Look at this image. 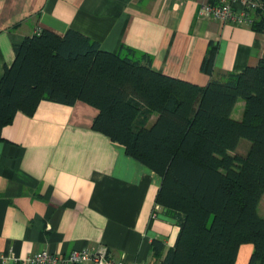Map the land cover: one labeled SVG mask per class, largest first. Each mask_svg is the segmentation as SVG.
<instances>
[{
    "label": "crops",
    "instance_id": "crops-1",
    "mask_svg": "<svg viewBox=\"0 0 264 264\" xmlns=\"http://www.w3.org/2000/svg\"><path fill=\"white\" fill-rule=\"evenodd\" d=\"M200 7L201 0H0V81L14 47L45 31H76L108 53L132 49L150 56L155 72L201 88L257 67L264 34L200 18ZM211 44L218 46L213 76L202 71ZM244 109L238 101L233 118ZM97 114L84 102L43 101L33 116L18 113L3 128L0 256L105 247L115 261L161 264L153 242L164 243V255L175 246L179 226L156 203L161 177L94 131ZM252 252L243 246L237 264H249Z\"/></svg>",
    "mask_w": 264,
    "mask_h": 264
},
{
    "label": "trees",
    "instance_id": "trees-1",
    "mask_svg": "<svg viewBox=\"0 0 264 264\" xmlns=\"http://www.w3.org/2000/svg\"><path fill=\"white\" fill-rule=\"evenodd\" d=\"M252 26L264 34L262 11ZM217 50L211 44L203 61L209 76ZM14 52L0 81V134L43 101L87 103L98 111L92 129L162 179L156 203L180 230L166 255L153 242L161 264H237L246 245L249 264H264V55L257 67L201 88L155 72L150 56L105 52L73 30L28 37Z\"/></svg>",
    "mask_w": 264,
    "mask_h": 264
},
{
    "label": "built area",
    "instance_id": "built-area-1",
    "mask_svg": "<svg viewBox=\"0 0 264 264\" xmlns=\"http://www.w3.org/2000/svg\"><path fill=\"white\" fill-rule=\"evenodd\" d=\"M259 11L264 15L262 0H201L199 16L221 23L252 26L254 17ZM0 264H126V262L113 260L109 250L101 247L96 250L74 251L68 256L46 251L33 254L26 259L2 255Z\"/></svg>",
    "mask_w": 264,
    "mask_h": 264
},
{
    "label": "rangeland",
    "instance_id": "rangeland-1",
    "mask_svg": "<svg viewBox=\"0 0 264 264\" xmlns=\"http://www.w3.org/2000/svg\"><path fill=\"white\" fill-rule=\"evenodd\" d=\"M260 214H261L262 216H264V199H263V201H262V205H261V207H260Z\"/></svg>",
    "mask_w": 264,
    "mask_h": 264
}]
</instances>
